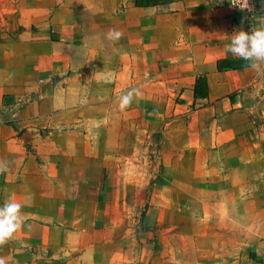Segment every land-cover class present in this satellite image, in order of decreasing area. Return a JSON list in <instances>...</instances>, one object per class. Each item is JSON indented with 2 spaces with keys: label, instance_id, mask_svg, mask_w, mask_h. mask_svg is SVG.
I'll return each instance as SVG.
<instances>
[{
  "label": "rangeland",
  "instance_id": "374dc122",
  "mask_svg": "<svg viewBox=\"0 0 264 264\" xmlns=\"http://www.w3.org/2000/svg\"><path fill=\"white\" fill-rule=\"evenodd\" d=\"M84 9L103 5L0 0V41L30 44L36 30H51L52 18L63 21L58 12ZM97 64L73 72L86 75L62 94L55 113L25 132L19 168L0 173V206L9 199L23 205L22 226L0 244V261L147 264L148 254L160 252L166 264L192 263L198 253L212 254L214 264L233 263L225 257L240 250L241 240L264 235L257 137L264 68L247 91L234 93V104L219 99L182 116L174 68H163L158 84L149 81L158 74L150 67L133 74L124 67L115 78V67L100 72ZM67 75L53 76L45 91L62 88ZM132 89L139 95L121 109L120 97ZM44 101L49 109L50 96Z\"/></svg>",
  "mask_w": 264,
  "mask_h": 264
},
{
  "label": "crops",
  "instance_id": "0c3cea01",
  "mask_svg": "<svg viewBox=\"0 0 264 264\" xmlns=\"http://www.w3.org/2000/svg\"><path fill=\"white\" fill-rule=\"evenodd\" d=\"M99 1L101 10L58 12L63 21L52 18L51 30H36L30 44L22 39L0 41V164L6 165L5 171L16 170L22 163L25 132L36 129L44 116L55 113L62 94L69 93L73 84L86 75L85 70L80 76L73 73L78 67L98 61L100 72L115 67L118 78L124 67L133 74L139 66H146L158 73L148 77L158 84L162 69L172 67L179 74L176 91L184 101L176 109L182 116H190L194 106L219 99L234 104L236 99L230 95L247 91L264 68L262 62L252 67L251 62L225 52L235 30L251 31L264 25V0H255L250 13L233 10L229 0H152L154 3L148 6H138L136 0ZM112 29L122 33L119 40L107 38ZM229 59H237L242 67L224 66L220 70L219 61ZM64 71L68 72L65 85L52 88L48 94V81ZM107 75L104 72L100 78L105 82ZM201 75L207 78L209 94L196 98L194 87ZM49 96L47 109L44 99ZM162 96L161 92L154 95ZM257 137L259 149L264 152V121L260 122ZM239 243L240 250L225 257L235 260L231 264H264V235L249 242L244 238ZM209 255L198 253L192 263L185 264H214V256ZM165 259L164 254L154 252L148 254L147 264H166Z\"/></svg>",
  "mask_w": 264,
  "mask_h": 264
},
{
  "label": "clouds",
  "instance_id": "9594fccd",
  "mask_svg": "<svg viewBox=\"0 0 264 264\" xmlns=\"http://www.w3.org/2000/svg\"><path fill=\"white\" fill-rule=\"evenodd\" d=\"M121 36L122 33L116 29L110 30L107 34V38L113 41L119 40ZM225 52L251 62L252 67H255L257 62L264 63V25L251 31H245L242 28L235 30L225 47ZM134 94L139 95L138 90H129L120 97L121 109L132 103ZM5 170L6 165L0 164V171ZM22 207L21 203L12 199L0 206V244L11 238L22 226ZM0 264H3V261H0Z\"/></svg>",
  "mask_w": 264,
  "mask_h": 264
},
{
  "label": "trees",
  "instance_id": "16d2710c",
  "mask_svg": "<svg viewBox=\"0 0 264 264\" xmlns=\"http://www.w3.org/2000/svg\"><path fill=\"white\" fill-rule=\"evenodd\" d=\"M135 2L138 6H148L154 3V1L152 0H136ZM224 66L231 69H237L242 67V64L239 63L237 59L219 61L218 68L221 70ZM208 94L209 92L207 78L206 76L201 75L197 77L194 87V95L196 98H205L208 96ZM230 97H232L233 99L234 94H231Z\"/></svg>",
  "mask_w": 264,
  "mask_h": 264
},
{
  "label": "built area",
  "instance_id": "2783aa9c",
  "mask_svg": "<svg viewBox=\"0 0 264 264\" xmlns=\"http://www.w3.org/2000/svg\"><path fill=\"white\" fill-rule=\"evenodd\" d=\"M255 0H229V5L235 11L250 13Z\"/></svg>",
  "mask_w": 264,
  "mask_h": 264
}]
</instances>
